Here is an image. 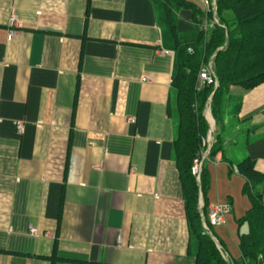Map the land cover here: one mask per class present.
<instances>
[{
  "label": "crops",
  "instance_id": "1",
  "mask_svg": "<svg viewBox=\"0 0 264 264\" xmlns=\"http://www.w3.org/2000/svg\"><path fill=\"white\" fill-rule=\"evenodd\" d=\"M192 15L181 10L180 29ZM12 16L23 27L11 36ZM176 56L152 0H0V264H196L174 150ZM231 94L241 108L228 104L223 124L211 99L205 110L206 136L223 131L226 145L204 162L205 205L213 169L219 186L228 169L245 183L231 163L247 156L264 172V83ZM233 211L212 227L227 259Z\"/></svg>",
  "mask_w": 264,
  "mask_h": 264
},
{
  "label": "trees",
  "instance_id": "2",
  "mask_svg": "<svg viewBox=\"0 0 264 264\" xmlns=\"http://www.w3.org/2000/svg\"><path fill=\"white\" fill-rule=\"evenodd\" d=\"M160 5L162 16L176 45L177 68L174 77L179 110L178 135L174 141L176 162L184 188L186 210L192 231L198 236L196 264H264V194L258 185L264 181V172L256 167L255 159L245 157L231 167L245 176L243 191L251 205L238 218L239 246L243 261L227 259L213 236L206 232L199 210L200 192H205L209 175L202 170L200 179L192 173L194 158L202 149V138L209 130L205 110L211 99V111L217 123L232 105V114H238L242 96L226 95L234 86L250 90L264 83V0H217L218 23L207 31L201 29L204 17L213 13L200 9L188 0H152ZM192 12L191 29H180L181 10ZM189 48L193 52H189ZM215 55L214 69L219 85L197 88L202 62ZM259 130V129H257ZM257 130H248L249 133ZM223 131L215 136L210 158L224 152ZM248 133V134H249ZM254 137V135H252ZM245 138V137H244ZM246 139V138H245ZM248 137L246 141H250ZM246 225V230L242 227ZM241 228V229H240Z\"/></svg>",
  "mask_w": 264,
  "mask_h": 264
},
{
  "label": "built area",
  "instance_id": "3",
  "mask_svg": "<svg viewBox=\"0 0 264 264\" xmlns=\"http://www.w3.org/2000/svg\"><path fill=\"white\" fill-rule=\"evenodd\" d=\"M204 5L206 7V12L213 13V16L210 18L205 19L204 22L201 24V29L204 31H207L210 27H212L214 24L218 23L217 18V0H204ZM9 29H10V35H15L22 27L23 24L15 17L12 16L10 18L9 23ZM189 52H193L192 48H189ZM215 55H212L208 61L202 62L199 73H198V82L199 84L203 85H213L217 87L219 85L218 77L214 69V62ZM147 78H143V81H146ZM17 128L21 134L25 132V124L23 122L17 123ZM215 138L213 136V130L211 129L206 137L202 138V149L199 151L197 156L194 158L191 170L192 173L197 176V178L200 179V175L202 172V168L204 165V162L210 159L211 156V149L214 145ZM201 180V179H200ZM199 180V181H200ZM201 182V181H200ZM199 182V183H200ZM206 207V208H205ZM199 210L201 212L203 226L208 233H212V227L216 224H219L223 222L225 214L231 210V204L225 203V204H209L205 205V202L203 200V197L199 198ZM37 228L32 227L31 232L37 233ZM49 234V233H47ZM217 246L221 250L224 256H228V253L217 241Z\"/></svg>",
  "mask_w": 264,
  "mask_h": 264
},
{
  "label": "rangeland",
  "instance_id": "4",
  "mask_svg": "<svg viewBox=\"0 0 264 264\" xmlns=\"http://www.w3.org/2000/svg\"><path fill=\"white\" fill-rule=\"evenodd\" d=\"M193 1L197 4V6L205 10V7L203 5L204 0H188ZM207 58L205 59V61ZM241 90H243L240 86H234L232 87V91L235 93H240ZM232 122V121H231ZM239 121L233 123V125L230 127V134L234 137L237 133L236 126L238 125ZM250 124V123H249ZM247 124V125H249ZM243 126H246L243 125ZM203 144V143H202ZM208 165L211 164V162H207ZM213 165L214 162H212ZM229 171V169H228ZM228 171L226 172V176H222L221 184L220 186L217 184V176L215 174V169H213V176H214V183H213V190H212V196L215 199H212L214 201L212 204H225V203H233L234 211L232 213H228L226 216V222L223 224L224 226V238L228 242V245L230 247V250L232 252V255L238 259L237 256H239L240 253V246H239V234H238V218L242 215H244L247 211V209L250 207L251 202L247 194L243 191L244 182L240 183V179L237 180V177L230 178ZM223 174V172H222ZM221 174V175H222ZM236 175V174H235ZM200 179L197 178V182L199 183ZM210 189V188H209ZM208 189V191H209ZM245 226V225H244ZM244 226L242 227V230H244ZM216 229V228H215ZM217 231V229H216ZM219 235L220 238L224 239L223 236H221L218 232L216 233Z\"/></svg>",
  "mask_w": 264,
  "mask_h": 264
},
{
  "label": "water",
  "instance_id": "5",
  "mask_svg": "<svg viewBox=\"0 0 264 264\" xmlns=\"http://www.w3.org/2000/svg\"><path fill=\"white\" fill-rule=\"evenodd\" d=\"M211 99H212V97H211ZM215 239V238H214ZM216 240V239H215Z\"/></svg>",
  "mask_w": 264,
  "mask_h": 264
}]
</instances>
